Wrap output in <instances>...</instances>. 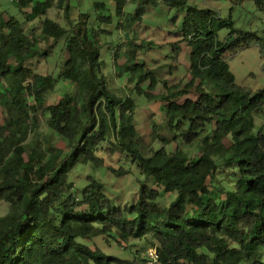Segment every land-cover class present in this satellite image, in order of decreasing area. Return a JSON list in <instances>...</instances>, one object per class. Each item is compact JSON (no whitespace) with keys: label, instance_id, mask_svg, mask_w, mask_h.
<instances>
[{"label":"trees","instance_id":"1","mask_svg":"<svg viewBox=\"0 0 264 264\" xmlns=\"http://www.w3.org/2000/svg\"><path fill=\"white\" fill-rule=\"evenodd\" d=\"M10 1L20 12L30 9L27 21L40 22L38 30L25 28L0 1V202L8 204L0 216V264L144 261L142 253L132 260L108 254L97 238L121 250L145 239L156 248L159 264H264V131H254L264 90L250 93L237 84L227 63L248 46V37L264 53L262 36L235 26L246 11L264 12V0H235L238 13L231 7L226 17L190 0H133L137 7L124 27L140 26L148 6L164 3L182 15L171 57L178 58L179 42L191 54L187 81L163 80L157 96L162 124L153 125V132L164 145L150 149L153 140L144 144L138 136L133 98L119 96L103 73L100 56L107 43L99 37L106 31L74 20L70 0ZM113 1L124 16V1ZM93 3L106 9L105 0ZM51 9L64 11V25L49 17ZM59 41L62 55L54 70L43 75L29 66L47 60L50 42ZM152 44L135 39L127 61ZM145 66L143 60L125 68L136 84L149 79L152 90L158 79ZM60 82L72 91L45 104ZM38 113L46 117L48 135L45 146L28 151L25 142L38 129ZM171 142L174 149L165 146ZM107 149L138 170L132 203L111 199L91 174L83 187L72 179L81 168L102 165L99 153Z\"/></svg>","mask_w":264,"mask_h":264},{"label":"rangeland","instance_id":"2","mask_svg":"<svg viewBox=\"0 0 264 264\" xmlns=\"http://www.w3.org/2000/svg\"><path fill=\"white\" fill-rule=\"evenodd\" d=\"M3 8L10 14L16 16L23 22L25 28L39 25L40 19L35 18L32 21L26 20V14L30 9L20 12L14 2L10 0H0ZM190 0V4L208 5L221 10L222 16L226 17L231 7H234L233 14L239 11V5L235 0ZM94 0H70L74 9L71 13L72 18L78 21H87L89 26L94 28H103L106 32L99 37L100 41L106 42L107 45L101 50L100 59L104 62L103 73L106 76L109 87L121 97H131L135 103L134 118L139 138L144 144L152 141L150 148H156L164 145L161 136L153 132V125L162 124V113L160 110V100L158 94L163 92V80L169 83H176L180 80L187 81L188 68L191 64L190 46L186 42L178 43L181 47L178 58L173 59V43L178 42V30L181 24L182 15L175 8H171L164 3L156 6L150 5L143 13L140 26L124 27L128 14H134L137 3L132 1L125 4L123 9L124 16H118L117 6L113 0H105V10H97L94 6ZM109 15V21L101 22L98 15ZM51 19L65 24L64 11L51 9L48 12ZM236 18V17H234ZM237 19V18H236ZM235 26L244 31L257 33L264 38V12L246 11L241 14L240 19L235 20ZM38 30V28L36 29ZM225 32H221L224 35ZM136 37V38H135ZM136 39L137 43L152 41L153 44L148 48H139L137 51L138 58L133 61H127V49L130 43ZM249 44L247 47L237 49L229 57L227 63L232 72L235 82L246 88L250 93L264 90V53H261L256 39L248 37ZM53 49L49 53L47 60L39 59L29 63L39 74H47L54 70L59 56L62 55L61 48L63 41L52 43ZM44 46L43 43H41ZM118 48V55L114 56V51ZM146 62L145 69L154 73L158 79L154 89H149V79L143 82H137L132 79L130 72L125 65L130 62ZM69 83H58V85L47 94L45 104L56 102L66 91H72ZM150 93V98L144 95ZM39 126L35 133L30 134L25 147L28 151L33 148H42L45 146V138L48 135L46 127V117L38 113ZM4 118L2 108L0 107V124ZM254 131L263 129L264 131V105L261 111L255 115ZM158 130V128H157ZM159 134H165L159 131ZM169 149H174V143L165 145ZM100 156L104 159L102 165L97 168L86 166L79 169L72 176L73 181L79 184L87 179L88 175H93L103 186L105 193L113 200L121 204L132 203L137 198L139 184L137 182L138 170L130 159L119 152H112L110 149L103 150ZM112 169L119 170L113 172ZM121 169V171H120ZM228 171V170H226ZM120 172V173H119ZM227 172L219 173L218 178L226 175ZM142 178V176H139ZM85 184L81 183L80 186ZM169 198H165L162 203L168 204ZM8 204L0 202V216L7 212ZM96 243L108 254H113L121 258L133 259L143 250L149 249L145 239L134 240L131 247L121 250L112 247L104 242L102 238H97Z\"/></svg>","mask_w":264,"mask_h":264},{"label":"built area","instance_id":"3","mask_svg":"<svg viewBox=\"0 0 264 264\" xmlns=\"http://www.w3.org/2000/svg\"><path fill=\"white\" fill-rule=\"evenodd\" d=\"M123 1L125 4H127V3L132 2L133 0H123ZM141 255H142V258H144V261L139 262L138 264H159L158 253L156 251V248L152 247V248L146 249V251L143 252Z\"/></svg>","mask_w":264,"mask_h":264}]
</instances>
